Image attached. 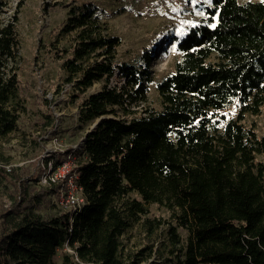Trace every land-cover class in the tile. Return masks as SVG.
I'll return each instance as SVG.
<instances>
[{"label": "trees", "instance_id": "16d2710c", "mask_svg": "<svg viewBox=\"0 0 264 264\" xmlns=\"http://www.w3.org/2000/svg\"><path fill=\"white\" fill-rule=\"evenodd\" d=\"M77 7L64 26L74 41L59 53L65 80L76 96L104 85L79 104L81 149L58 162L73 158L85 202L75 212L61 204L62 184L42 183L39 162L0 165V264H150L154 254L166 264H264V134L247 120L264 106V0H210L200 21L173 35L175 68L157 82L161 108L150 103L153 51L140 63L120 59L122 37L96 7ZM18 20H0V141L25 109L18 73L5 71L18 60ZM117 68L119 88L110 86ZM46 99L41 135L55 124ZM153 204L172 219L150 216ZM165 222L160 245L126 248L136 225L151 237Z\"/></svg>", "mask_w": 264, "mask_h": 264}, {"label": "rangeland", "instance_id": "374dc122", "mask_svg": "<svg viewBox=\"0 0 264 264\" xmlns=\"http://www.w3.org/2000/svg\"><path fill=\"white\" fill-rule=\"evenodd\" d=\"M209 2L210 0H9L0 20L6 22L18 14L16 29L19 44L18 60L7 63L5 71L12 73V69H15L18 73L19 95L25 109L21 112L19 128L0 141L1 150L8 157L3 161L13 163L14 166L24 163L32 165L35 161L39 162L41 151L48 148L52 149L54 158L58 161L67 155L70 148L74 152L73 147L79 145L84 138L85 129L79 128L76 123L79 104L85 95L100 90L104 81H96L87 92L76 96L77 90L73 83L65 80L67 72L62 67L65 55L60 57L59 53L74 41L75 32L64 30L71 6L97 8L108 31L122 37L123 42L118 50L120 59L140 63L144 55L153 51L151 68L155 80L150 85V103L161 108L157 82L175 68L177 52L173 35L182 34L184 27L200 21L201 7ZM123 82L124 75L117 68L111 77L110 86L119 88ZM46 97L51 101L55 124L49 133L41 135L37 123L45 121L49 111ZM247 120L260 135L264 134V106L261 113L250 114ZM54 137H57V141ZM258 158L264 160V154ZM66 160L73 162L70 157ZM2 199L4 206L10 205L8 196ZM60 199L61 192L58 200ZM155 215L172 219L171 211L153 204L150 216ZM178 229L186 241L188 231L182 226ZM159 230L158 235L149 237L141 225H136L124 236L126 248L137 249L152 238L156 245H160L168 236V223L162 224ZM164 258L154 254L147 263L166 264Z\"/></svg>", "mask_w": 264, "mask_h": 264}, {"label": "built area", "instance_id": "2783aa9c", "mask_svg": "<svg viewBox=\"0 0 264 264\" xmlns=\"http://www.w3.org/2000/svg\"><path fill=\"white\" fill-rule=\"evenodd\" d=\"M54 138L57 141V137ZM84 141L85 137L79 145L73 147V150L81 149ZM0 165L6 167L8 170L14 166L13 163L5 161H0ZM39 165L41 166L40 181L42 183L62 184L60 203L70 207L71 211L75 212L85 202V199L82 186L77 182L78 173L74 168L73 162L71 160L58 162L54 158L52 149L48 148L40 154ZM67 248L70 247L67 246Z\"/></svg>", "mask_w": 264, "mask_h": 264}, {"label": "water", "instance_id": "95a60500", "mask_svg": "<svg viewBox=\"0 0 264 264\" xmlns=\"http://www.w3.org/2000/svg\"><path fill=\"white\" fill-rule=\"evenodd\" d=\"M97 124V122H95L94 124H93V126H95Z\"/></svg>", "mask_w": 264, "mask_h": 264}]
</instances>
